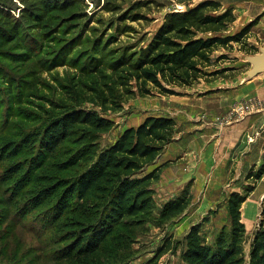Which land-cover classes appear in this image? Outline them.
<instances>
[{
    "label": "trees",
    "instance_id": "obj_1",
    "mask_svg": "<svg viewBox=\"0 0 264 264\" xmlns=\"http://www.w3.org/2000/svg\"><path fill=\"white\" fill-rule=\"evenodd\" d=\"M77 1L86 10V0H19L21 6L16 7L19 10L16 16L12 13V0H0V57L14 62L15 57L8 52L13 43L20 45L22 55L31 57L37 46L42 44L34 41L36 37L45 36L47 30L44 29H47L45 27H48L53 13L64 14L76 7ZM90 1L100 6L101 0ZM122 1L105 0L101 9L117 13L121 10L119 2ZM149 3V0L133 3L126 19L131 15L138 17V11ZM80 16L73 13L70 19L79 21ZM236 20L233 8L223 9L217 0H204L184 11L166 14L151 40L136 51H124L114 61L106 62L100 58L102 53L98 50L97 60L82 70L83 77H89L90 82L81 80L74 85H66L63 99L50 104L52 113L47 114L48 119L22 134L7 150L8 159L18 160L8 165L4 178L16 182L15 177L23 170L25 176H19L14 183L17 188H14L12 195L4 196V201L6 198L11 201L19 198L26 191L39 193L35 189L30 190L34 183L41 180L36 172L48 165L64 142L71 141L74 151L66 167L75 171L81 169L72 174L69 180L61 179L46 186L47 191L37 199L39 201L33 199L30 210L49 202L50 196L60 188L62 191L49 211L52 216L44 218L48 224H54V220L64 212L81 211L89 202L92 207V212L87 215L90 222L93 221L88 224L90 229L78 234L76 247L69 250L65 258L73 260L76 253L94 254L106 243L117 251L129 250L128 237L118 230L126 219H133L131 221L140 225L141 218L151 214L155 206L154 186L171 161L160 165L156 163L174 142L177 123L173 117L148 116L140 125L126 129L114 143L101 147V137L116 126L115 121L105 114L122 111L124 105L136 96L146 98L155 93L177 95L178 88L193 87L201 80L208 81L227 71L210 70L226 58L222 55L213 59L219 49L229 50L234 44H239L244 51L249 50L250 55L258 53L256 46L247 44L256 22L252 21L236 34L228 35L227 31ZM29 33L32 36H27ZM14 85L15 80L6 76L5 69L0 67V88L4 86L3 90L13 96L10 90L15 89ZM3 102V97H0V109ZM86 103L100 108L101 112L85 107ZM6 108L9 113L11 106L7 105ZM6 123L7 120L3 127H6ZM263 176L264 165L249 178H254L256 183ZM188 185L181 196L163 206L160 220L169 221L188 209L193 199ZM255 187L252 185L242 193L233 192L230 195V228L222 230L212 244L206 242L199 225L190 229L184 238L182 264H264V218L254 232L248 255L244 253L247 229L242 220V206ZM30 210L26 212L20 206L18 210H9L7 216L14 223L22 221L28 224L34 221L30 217ZM175 247L173 239H167L154 257L143 264H159L161 257Z\"/></svg>",
    "mask_w": 264,
    "mask_h": 264
},
{
    "label": "rangeland",
    "instance_id": "obj_2",
    "mask_svg": "<svg viewBox=\"0 0 264 264\" xmlns=\"http://www.w3.org/2000/svg\"><path fill=\"white\" fill-rule=\"evenodd\" d=\"M136 1L140 0L119 2L121 10L117 13L102 11L105 0H101L98 7L90 0H86L88 4L86 10L77 1L76 7L64 14L53 13L48 27H45L47 29H44V31L47 30L45 36L36 37L34 42L42 44L37 46L31 57L22 55L23 50L20 45H14V43L8 51L11 56L15 57L14 62L0 57V67L5 69V75L15 80V89L10 90V92L13 91V96L3 90L4 86L0 88V97L7 102H3L2 109H0V264H143L154 257L167 239H173L176 247L162 256L159 264H182L184 238L190 229L194 225H199L206 242L212 244L222 230L230 228L228 213L230 195L233 192L242 193L246 187L256 186L254 178H249V175L256 174L262 166L254 171L244 172L245 178L238 177L230 183L232 178L227 182L229 172L224 170L225 165L219 166L213 173L214 175L201 173V176L208 175V177H206L207 181H200L199 186H194L193 179L180 186L182 166L180 165L179 125L175 140L170 144L171 147L169 145V148L165 149L156 163L160 165L171 161V164L162 172L160 181L154 186L155 206L151 214L141 218L140 225L131 221L133 219H126L118 230L128 237L129 250L117 251L116 248L106 243L94 254L76 253L77 256L73 257V260L65 258L67 252L76 247L75 240L78 234L90 229L88 224L93 221L90 222L91 219L87 217L92 212L89 202L83 209H80L81 211L76 209L78 212H64L57 220H54V224H48L44 218L52 214L49 211L62 191L60 188L55 194H49L52 195L49 202H44L40 207L30 210L33 206V199L39 201L37 199L47 191L46 186L49 187L61 179L69 180L72 174L78 173L81 169L75 171L66 167L74 151L71 141L64 142L52 156L48 165L36 172V176L41 180L34 183V187L30 190L32 192L35 189L39 193L26 191L19 198H13L12 201L6 198L4 201V196L12 195L14 188H17L14 183L17 182L19 176H25L23 170L15 177L16 182L13 180L12 183L4 178L3 174L8 165L13 160H18L8 159L7 150L13 142L20 139L22 134L42 125L41 123L48 119L47 114L52 113L50 104L63 99L66 85H74L81 80L90 82L89 77H83L82 70L97 60L96 52L99 50L102 53L100 58L106 62H112L124 51H136L151 40L163 23L166 14L184 11L204 0H183V2L181 0H149L151 3L138 11L140 14L138 17L131 15L132 17L126 19L130 15V6ZM217 1L221 2L223 9L233 8L237 18L227 31L228 35L236 34L252 21L256 22L251 29L247 44L256 46L259 53V47L264 46V16L260 13L264 0ZM12 6L14 7L12 13L18 16L19 10L16 7L21 6L19 0H12ZM73 13L81 15L79 21L70 19ZM259 22H261L260 25H258ZM44 31L41 30V32ZM27 36L32 35L29 33ZM248 51L241 49L239 44H234L229 50L219 49L214 53L213 59L216 60L222 55L226 58L216 63L217 66L210 70L226 69L227 71L208 81L201 80L200 85L219 82L222 79H235L240 82L241 77H245V73L250 69V65L245 61V57L250 55ZM218 82L216 83L220 85L221 83ZM176 92L179 93L171 96L159 93L146 98L136 96L124 105L122 111L106 113L105 116L114 120L116 126L111 132L101 137V147L114 143L126 129L140 125L148 116H172L180 121L181 89H176ZM7 105L11 106L9 113H7ZM84 106L101 112L100 108L89 103ZM230 110L225 114L213 116L214 121L224 127L229 125L226 124V120L230 115ZM5 120H7L4 125L6 127H3ZM247 140L248 143H252L255 137H248ZM184 170L186 171V168L182 170V174L185 173L184 177H190ZM258 183L254 194H251L242 206V220L247 229V239L244 244L246 256L249 253L254 232L264 218V185ZM187 185L193 197L188 209L182 215L169 221L160 220L159 216L163 206L181 196ZM20 206L26 212L32 211L30 217L34 219L33 222L25 224L26 222L15 221L14 223L8 218L7 212L13 208L18 210Z\"/></svg>",
    "mask_w": 264,
    "mask_h": 264
},
{
    "label": "crops",
    "instance_id": "obj_3",
    "mask_svg": "<svg viewBox=\"0 0 264 264\" xmlns=\"http://www.w3.org/2000/svg\"><path fill=\"white\" fill-rule=\"evenodd\" d=\"M261 6L260 13L264 16V4ZM241 78L240 82L222 79L181 89L180 121L176 120L177 128L180 125V186L190 179L194 180V186H199L208 177L201 173L211 176L222 165L229 172L227 182L232 178L230 183L264 165V73L249 81ZM249 98L262 102L263 107L225 127L214 121L213 116L225 114ZM252 136L255 140L248 143L247 138ZM183 168L190 177H184ZM257 183L264 185V176L256 187Z\"/></svg>",
    "mask_w": 264,
    "mask_h": 264
},
{
    "label": "built area",
    "instance_id": "obj_4",
    "mask_svg": "<svg viewBox=\"0 0 264 264\" xmlns=\"http://www.w3.org/2000/svg\"><path fill=\"white\" fill-rule=\"evenodd\" d=\"M262 102L249 98L240 103H237L231 110L230 115L226 120V124H231L233 121L238 118H243L249 113L257 111L259 108L263 107Z\"/></svg>",
    "mask_w": 264,
    "mask_h": 264
},
{
    "label": "water",
    "instance_id": "obj_5",
    "mask_svg": "<svg viewBox=\"0 0 264 264\" xmlns=\"http://www.w3.org/2000/svg\"><path fill=\"white\" fill-rule=\"evenodd\" d=\"M245 61L250 65L245 75L246 81L264 73V46L259 47V53L246 56Z\"/></svg>",
    "mask_w": 264,
    "mask_h": 264
}]
</instances>
